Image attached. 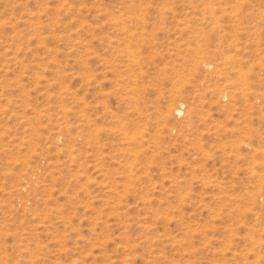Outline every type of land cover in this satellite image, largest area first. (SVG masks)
Masks as SVG:
<instances>
[{
  "label": "rangeland",
  "instance_id": "obj_1",
  "mask_svg": "<svg viewBox=\"0 0 264 264\" xmlns=\"http://www.w3.org/2000/svg\"><path fill=\"white\" fill-rule=\"evenodd\" d=\"M0 264H264V0H0Z\"/></svg>",
  "mask_w": 264,
  "mask_h": 264
}]
</instances>
